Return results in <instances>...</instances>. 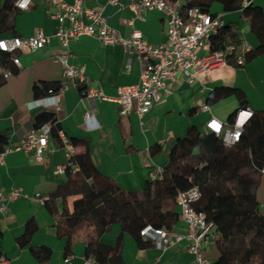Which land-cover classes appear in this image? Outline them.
I'll return each mask as SVG.
<instances>
[{
  "label": "crops",
  "instance_id": "crops-1",
  "mask_svg": "<svg viewBox=\"0 0 264 264\" xmlns=\"http://www.w3.org/2000/svg\"><path fill=\"white\" fill-rule=\"evenodd\" d=\"M5 2L0 0V9ZM119 2L118 5H112L107 0H85L88 7H102L109 24L124 38H130L133 31L137 30L151 43L158 44L165 39L166 23L159 11L148 10L143 13L144 19H140L130 9L129 0ZM255 3L264 8V0H255ZM216 4L226 23L237 24L240 39L257 52V57L264 55V46L249 26L246 29L240 20H228L227 14L230 13L222 12L219 3L213 5L211 12H215ZM49 8L48 0H32L29 9L11 12L4 25L6 28L0 32V38L29 37L38 28H42L46 34H53L56 21L49 17ZM58 50V42L54 40L45 48L17 53L21 67L0 88V132L10 131L9 143H14L35 129L39 114L53 111L59 129L70 140H87V144L80 146L78 151L88 150L96 168L114 178L127 191L142 192L147 180L162 178L163 165L168 160L176 138L184 135L188 127L195 125L205 131V124L212 115L224 122H231L242 99L248 101L247 108L251 110L264 109V96L263 105L252 102L254 93L261 92L264 95V85L257 80L248 86L244 82L247 78L252 79L253 73H256L257 61H251L244 68L221 66L201 71L198 79L192 83L183 81L178 75L170 82L171 94L142 118L134 111L126 116L121 115V107L113 100L92 101L83 97L79 87L73 85L60 92L57 105H52L54 100L48 101L50 105H34L32 102L37 99L33 93L35 82H63L62 65L56 60ZM70 53V61L84 66L93 84L100 86L107 96L115 97L120 86L138 82L140 67L136 61L131 67L127 66V55L121 45H106L95 37L83 36L72 42ZM222 86L240 89L239 93L230 96L233 99L228 101L225 111H220L215 104L226 98L215 103L209 102L214 90ZM206 104L210 105V111L202 110ZM89 111L95 117L93 128L85 121ZM48 148L51 151L45 152L42 161H36L32 153L21 150L9 153L0 163V191L7 192L15 187L23 191V196L7 202L5 209L0 205V254L9 259V264H61L68 255L72 256L69 264H85L89 259L86 256V243L82 239L74 240L71 253L66 254L67 240L57 235L56 227L61 201L57 200L54 205H41L33 201L36 196L49 197L66 180L65 172L59 171V167L67 162L66 151L52 137ZM263 187L264 175L258 194ZM31 218L37 222L38 229L30 244L21 247L18 238L24 234L26 223ZM184 228L185 224L179 220L173 230L182 231ZM120 232V225L113 224L101 236V243L114 245ZM32 246L50 248V258L37 260L30 249ZM120 254L123 264H153L155 256L159 254L162 255V264H193L194 261L186 240L159 252L154 247H139L129 233L124 234ZM203 254L217 260L219 252L212 238L211 243L204 247ZM90 264L101 263L91 258Z\"/></svg>",
  "mask_w": 264,
  "mask_h": 264
},
{
  "label": "trees",
  "instance_id": "trees-1",
  "mask_svg": "<svg viewBox=\"0 0 264 264\" xmlns=\"http://www.w3.org/2000/svg\"><path fill=\"white\" fill-rule=\"evenodd\" d=\"M215 3L222 6L224 13L241 12V20L249 25L264 46V8L255 0H186L181 10L199 7L211 12ZM16 9L15 1L6 0L0 9V32ZM240 40L237 28L227 23L212 36L211 48L220 51L230 42ZM256 57L257 52L252 50L246 54V64L235 67L244 68ZM0 64L18 72L10 53L0 51ZM6 81L0 73V88ZM61 85L58 81H37L33 86L34 96L39 99L55 94ZM79 90L82 94L84 89L79 87ZM239 92L240 89L222 86L214 90L209 102L215 103ZM247 106L248 101L242 99L235 114ZM251 111L240 141L233 146H226L222 137L213 132L203 131L195 125L188 127L184 135L176 138L163 165L162 178L147 180L142 192L127 191L114 178L100 172L88 150L78 151L87 140L71 139L77 149L73 158L80 171L73 172L68 168L66 180L50 193L45 203L54 205L57 200L62 203L56 227L57 235L67 240L66 254L71 253L74 240L82 239L86 243L87 258L101 264H123L120 252L124 234L129 233L141 248L153 247V241L144 239L141 230L147 225L173 230L180 220L176 202L178 191L197 186L201 197L193 206L206 214L219 234L217 264H264V213L258 198L262 177L258 169L264 165V109ZM45 123L51 124V137L63 147L55 112L39 114L35 128ZM9 136L10 131L0 132V152L9 144ZM75 197L79 198L74 200ZM113 224H119L121 232L114 245H104L100 238ZM37 229L35 219H29L24 234L18 238L19 245H29ZM30 249L39 261L51 256V249L46 246Z\"/></svg>",
  "mask_w": 264,
  "mask_h": 264
},
{
  "label": "built area",
  "instance_id": "built-area-1",
  "mask_svg": "<svg viewBox=\"0 0 264 264\" xmlns=\"http://www.w3.org/2000/svg\"><path fill=\"white\" fill-rule=\"evenodd\" d=\"M50 8L48 15L56 21V30L53 34H46L38 28L29 37L0 38V51L10 53L14 66L21 67L18 52H32L49 46L54 40L58 42L59 50L56 60L62 65L63 82L60 90L52 95L36 99L34 105L48 103L58 104L60 92L70 85L83 87L82 96L94 100H113L121 107L123 116L134 111L140 118L149 113L152 108L171 94L170 82L180 76L183 81L192 83L198 79L201 71L215 69L221 66H244L246 54L252 47L242 40L230 42L223 50L213 51L211 38L227 26L220 13L205 12L199 7H191L182 12L181 8L186 0H129V7L137 18L144 19L143 13L148 10L159 11L166 23L165 39L158 44L148 41L140 31H133L130 38H124L120 32L112 27L102 7L91 8L85 0H48ZM108 4L118 5L119 0H107ZM32 0H16L15 6L19 10L29 9ZM246 4V2H245ZM122 6V5H121ZM237 28V24L228 23ZM239 31V29L237 30ZM83 36L99 39L106 45H121L127 55V66L131 67L134 61L140 67L137 83L123 85L118 88L115 97L107 96L100 86H95L87 75L84 66L75 65L70 61V46L73 41ZM0 73L4 78L14 74L13 70L5 69L0 64ZM49 102L47 105H50ZM51 105V106H52ZM203 111H210V105L202 107ZM250 108H241L235 114L232 122H224L215 116L205 124V131L221 136L226 146H233L242 137L243 126L251 117ZM85 121L91 128L95 127V117L87 112ZM52 135L51 124L45 123L39 128L31 130L14 143H9L0 152V163L13 151L32 153L36 161H42ZM58 135L67 154V162L59 167L60 172L70 168L73 172L80 171V166L74 160L76 147L70 139L58 130ZM264 175V165L258 169ZM23 196L19 187L4 192L0 191V205L5 209L7 202ZM201 197L199 187L180 190L176 202L180 208V221L185 224L182 231L156 228L147 225L141 230L144 239L153 241V247L164 252L175 243L188 241V251L194 255L193 264H217L216 261L203 254L204 247L216 243L219 234L215 225L207 219L204 212L197 211L193 204ZM49 197L36 196L33 201L45 205ZM72 256L68 255L61 264H69ZM9 259L0 254V264H9ZM89 258L85 264H90ZM153 264H162V255H156Z\"/></svg>",
  "mask_w": 264,
  "mask_h": 264
},
{
  "label": "rangeland",
  "instance_id": "rangeland-1",
  "mask_svg": "<svg viewBox=\"0 0 264 264\" xmlns=\"http://www.w3.org/2000/svg\"><path fill=\"white\" fill-rule=\"evenodd\" d=\"M214 10L217 13L221 12L219 10V7H218L217 4L215 5ZM227 19L231 20V21L240 20L241 25L244 28L248 29L249 25L244 20H241L240 12H238V11L237 12H232L230 14H227ZM261 56H262V58H261ZM261 56L257 57L256 59H254L252 61V62H256L257 61L256 65H255V68H256L257 71H256V73H253L254 75L252 76V79L247 78L244 81L246 83V86L250 85L253 80H255V81L257 80V81L261 82L264 85V55H261ZM251 95H252V92H251ZM263 96L264 95L261 92H259L258 94L254 93L253 96H252V98H253L252 102H254L255 105L262 104L261 102H263ZM231 99H233V97H228L226 99L221 100L219 103H216L215 105H217V107H218V109H220V111H225L227 106L229 105L228 101H231ZM259 189H260V186H259ZM259 189H258V193H259ZM258 197H259V202H260V205H261V209H262V211L264 213V187L261 188V191H260V194H258Z\"/></svg>",
  "mask_w": 264,
  "mask_h": 264
}]
</instances>
